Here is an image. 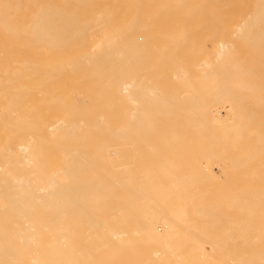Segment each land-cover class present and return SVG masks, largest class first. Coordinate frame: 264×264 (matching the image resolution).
Here are the masks:
<instances>
[{
	"label": "bare ground",
	"instance_id": "1",
	"mask_svg": "<svg viewBox=\"0 0 264 264\" xmlns=\"http://www.w3.org/2000/svg\"><path fill=\"white\" fill-rule=\"evenodd\" d=\"M13 1H15L16 3L19 2V0H0V27L13 28L15 25L17 26L20 25L22 27L21 28L22 30H16V29L11 31H9L10 29L0 30V125L1 127L4 125L5 128L4 131H6L5 132L6 134L4 135L3 127L2 129L0 128L2 130L0 131V133L2 132L1 135L3 134L2 137H0L2 141L0 145V158H2V160L0 159V167L2 166L1 169L3 168L5 169L3 170V172L0 169L1 174L3 173L2 176L0 175V264H23L24 259L25 261H29V264L31 263L32 264H92L90 263V261L93 258L95 259L92 260L94 261V264H119L120 262H118L117 259L120 256L121 258H123L124 253L127 258L132 256V254L127 253L129 251H133L135 253V256L137 257V255H140L137 254V252L139 251L140 248L139 244L141 241L138 244L139 246L138 248L137 244L136 243L134 244V239L132 238L124 239L122 240V242L120 240L119 243L118 241H116V239L121 234L122 235L126 234L128 231L127 229L128 227H131L130 232L129 231L128 232L129 235L132 236L135 235L139 236L146 232L154 233L155 229L152 228L153 222L155 217L158 216L157 212L155 211L156 210L159 211L163 208V207L161 208V205L157 202V200H163L165 195L152 193L150 192V188H146L144 190L138 191L134 198L127 201L126 205L129 206L128 209L129 210L132 209V214H133L132 218L134 219L133 225L124 224L122 222L120 224L111 226L116 216L112 215L110 217H107V214L110 212L109 210H104L101 205H95L94 207H87V205H85L86 201H89L91 199L90 197L93 193L94 195L102 194V193H104L103 195H106L108 193H112L115 188H118L119 185H117L116 183H112L110 181L104 183L101 182L96 183L94 181V177H88L87 175H85V173L87 172V168L89 167V162L92 161L94 158L109 160L112 159L113 157L115 158V156H113V154L110 151L105 150V148L108 146L107 143L105 142H101L100 144H98V147H95V149L93 150L90 149L89 151L86 150L88 151L87 154L81 153V147H85V146H80V144L77 145V143L81 142L80 141V138H82L81 135L83 136V134L79 132L80 127L77 126L78 122L67 121L65 118H61L58 121H53V123L50 124V127H52V129L56 128L58 133L54 135L53 139L47 138L45 139L44 142H42L44 139L43 138L40 139L41 127L39 124V113H40V108H42L43 106V102L39 99V95H40L39 91L40 89L43 90L44 88V94H45L44 102L46 106L45 108L48 112L49 106L50 107L51 105L55 106V104L59 103V101L61 100L60 98L62 96V94L60 93H62L63 90L60 85L57 87L50 86V83L52 84L54 82L55 75L57 73V70L55 68L46 69L43 73L44 75L43 83L40 81L39 64L42 61H47L49 59L51 60L58 59L70 64L75 63L77 66H83L86 64H96L101 61H111V60L130 61V62L140 61L143 59L170 60L172 59L171 56L168 54L170 47L172 45L183 47L185 45V40H184L185 37H183L182 34L185 33L177 32L176 34L172 35V31L171 32L168 31L172 35L170 36V38L172 37L171 39L168 38L169 41L164 42V44H162V42L158 43L157 47L154 46V48L149 49V47L147 46L148 43H146L145 41L148 40L152 41V39L155 36H160L161 32H162L161 35L168 32L161 31L160 29V31H157V33L153 35V32L155 31L154 22H153L154 24H152L154 28L147 27L149 28V31L150 29H154L153 31L149 32L147 30L148 32L145 31L146 32L145 33L143 30L140 29L141 32H144L141 33L138 30H136L135 28L137 27L140 28L145 25L144 23L139 22L140 18H138L137 20L136 15L138 14L136 13L138 12L137 9L140 6L137 7L134 5V7H136V12L135 14H131L127 20H122L121 15L123 14H121L120 16L116 15L117 16L116 21H123V23L122 25L115 28L114 27L115 21L113 20V16L116 14V12L117 14H119L118 12L119 10H121L119 9V6L121 4V1L123 2V0H118V1L113 0V2L115 1L116 3L120 2L119 4L118 3L115 4V2L114 3L112 2L111 4L112 0H108L110 5L109 4L102 5L103 0H60L59 5H58V0H42V4L39 10L40 13L32 17L33 18L32 22H27L24 24H16L9 22L8 20L10 18L13 19L14 15L11 17L12 14L10 16L8 15V13H6V15L4 14L5 11L4 9L6 8L3 5V3L5 4L8 3L11 5ZM21 1L22 0H20L19 4H21ZM105 1L108 2L107 0H104L103 2L104 4ZM161 1L165 2L166 0H161ZM254 1L256 2L255 6L251 8V10L249 9L250 14L248 18L241 19L240 22L234 26L235 28L233 27L234 28L233 33L239 44L243 45V47H246V44L250 43L249 45L250 59L248 58L250 62H248V59L246 57L248 51L244 50V48L243 50L236 49L233 46L234 43H236L234 42V40H221L217 42L220 46L215 47V53L212 56L211 55L209 56V54H205V55L203 54L204 57H202V60L199 64H196L197 57L194 56L196 57V61H195L196 63L194 62L195 65L194 64L193 65L196 68L195 70H191V71L195 72L196 74L194 83H196V89L200 96L199 95L190 96L189 99L191 98L194 99L196 103L193 105H189V110L185 112V114L187 117L186 119L188 124L189 123L192 124L194 127L198 128V130L202 134L207 135L209 139L207 140L208 143L213 142L212 145H214L217 142V144H215L214 147H216V145L219 147L222 142H218V141L222 139H216L217 141H215V139L213 140L211 136L212 133L214 132L211 130L213 128H216V126L219 128L221 123H219L220 125L219 124L214 125V123L212 122L213 123L212 125H214V127L212 126L213 127L212 128L210 126L212 120L209 116H211L210 114H212V118L217 121L220 117L221 107L219 108L217 107V109L216 108L210 109L209 107L210 110H208L207 106H209L210 100L216 102L219 101L223 102V99H230V100L233 99V103H234L233 106L237 111L238 117L240 116L241 113L242 114L246 113L245 116H247V120L244 123H238L239 128L243 129L241 135V137H243L242 141L246 142L244 144L249 143L248 148L246 149V151H244V156H246V158L254 159L255 163H257L255 159H257V157L259 158L264 156V95H262L260 92V90L264 89V81H263L264 79H262V76L264 75V56H263L264 46H257L263 44L262 37L264 36V0H254ZM51 3H53V5H51ZM180 4H182V2L176 3L173 10L177 11L186 7L185 4L179 6ZM6 7L8 8V6ZM125 7H127L126 9L129 12L128 5ZM194 8L198 9L196 7ZM81 9H84V12H86L87 14L85 15L70 14L72 12L83 11ZM114 9L116 10L119 9V10L114 12ZM142 9L139 11L140 13H142L141 12ZM169 9L170 6L168 4L167 5L160 4V6H158V10H161L163 12H166ZM147 10H149V8ZM87 11H89L90 13ZM128 12L126 13L128 14ZM147 13H149V11ZM144 17H146V15ZM161 24L163 25V23ZM148 25L150 26L149 23ZM156 28L159 29V26H157ZM185 28L186 27L184 26V29ZM189 30L187 29L188 32ZM137 31L139 32V34ZM135 39L142 42L143 45L142 48L136 47ZM161 49L164 51L162 52V54L160 55L154 54L153 52L154 50L159 51ZM200 49L201 48L198 49L199 53L201 51H204L203 48L202 50ZM149 51H152V54L151 53L149 54ZM197 53L196 55H198ZM182 55L183 54L178 56H182ZM199 70H200V75L198 74ZM186 75H187V71H180L179 74L178 73L176 74L178 78H183ZM134 84H135L134 87H136L137 89L133 92V94L131 93L127 98H129L130 103H132L133 105L137 103L139 104V106L133 109V111H129L125 115L122 124L123 125L128 124V121L131 119L129 123H133V125L136 127L131 129L132 127H130L129 125L121 126L119 128L114 129V131L111 133L110 136L118 137L119 139L122 140H128V141L140 142V143H145L146 140L153 138L158 134H159L158 136L162 140L170 139L171 141L175 139L174 136L176 135L175 132L170 133L171 136H167L166 133L164 136H162L164 133H162L161 135V131L162 132L163 130L165 131V128L159 127L162 125H172L174 123L169 121H163V122L158 121L152 117V116L159 117V115H163V114L173 115V112L162 111L160 109L161 102H163L164 99L161 96L162 94L159 92V90L157 91L156 89L151 87L141 90L140 89L141 84H137L136 81L134 82ZM84 95L87 97L86 100L89 99L90 101V99L93 96V93L88 91L85 92ZM99 95L100 94H98V96ZM26 96L28 98L27 104H25ZM178 98L179 97L177 95H173L170 98V104L175 103V101L178 100ZM142 100H145L146 102L150 100L151 101L150 108L149 107L140 108V106L142 105ZM65 105L67 104L65 103L64 106ZM247 109H250L251 112H249ZM24 111H27L26 115ZM258 112L260 113V115H258L260 117L256 116ZM68 115H70V113H68L67 116ZM256 120L257 121L259 120L258 122L262 123L261 127L257 125L258 123ZM255 121L257 127H253L255 126L254 125ZM250 123L251 124L253 123L252 128L249 127ZM222 127L223 126L221 125L220 128L222 129ZM6 129H8L9 131ZM225 132L222 131V133L225 134L229 133V132L227 133V130H225ZM154 133H157V135ZM219 133L220 130L217 131V134ZM225 134L222 135H224L225 137L226 136ZM214 135H215L214 138H216V134ZM225 139H229V137L228 138L225 137ZM174 141L175 140H173V142ZM240 143L236 142L234 143V146H236L235 144H240ZM212 145L210 146L213 147ZM221 146H223V144ZM238 146L239 145H237V147ZM240 147L245 148L247 146L244 145L241 146L240 144ZM45 148L49 149L47 150V153L42 152V150ZM234 149L235 147L233 148V150L230 149V152L232 153L231 155L229 153L227 154L226 150H225L226 154L225 152L223 154H225L227 157L228 156L230 157L232 155L235 156V154L238 155L239 149L238 151L237 149H235L238 153L234 151ZM59 151L62 156V160H63L62 163L75 162L76 164L73 166L61 167L60 170L55 172L54 171L48 172L47 168L48 166H50L49 163L52 161L45 159V157L47 155L51 156L53 155V153L55 155V152H59ZM229 157L227 158V160H229L230 162L231 159ZM3 160L5 162H3ZM240 161L241 162L239 163H241L242 165L243 163H245L243 161L246 160L243 159V161L242 160ZM2 162L3 164L5 163L6 168L4 167L5 165L3 166ZM248 162L249 161H247V163L243 165L246 166ZM231 163L232 162H230V164ZM233 165L231 166L233 167ZM50 167L54 168L55 166H50ZM199 167L202 168L201 165H199L198 170H200ZM195 168L196 171L194 170L193 173H191L187 177L183 179H179L177 184L181 188L186 187V189H188L190 187V186L188 187V185H191V188L193 189V186L195 184L194 180L198 181V178L200 179L202 175H206L207 170L205 172H203L202 170L198 172L197 167ZM237 168L239 169V167ZM262 168H264V166H262ZM210 171H212V169H210ZM200 172L204 174H200ZM212 173L213 171L211 172V174ZM207 176L209 178V175ZM231 177H234V175ZM246 178L248 179V177ZM236 180L237 178L235 179V181ZM171 185H173V182ZM254 186L255 183H250L248 186H246L247 188H249V190L244 191L245 189L244 187L243 190L233 192L234 195H232L231 197H225L227 200L223 201V203L225 204L227 203V205L228 203H234L235 207L236 204H240L237 208H239L240 206L241 207L247 206V208H252V207L255 208V206L264 207V189L262 191L256 190L257 186L255 187ZM186 189H184L186 192L189 191V189L188 190ZM203 189L204 188L200 187V190ZM222 192L223 191H221V193ZM197 193L200 194V192L198 191ZM130 195L131 194H129V196ZM212 197L215 196L213 195ZM145 198H149L148 201L149 205L144 206V208L146 209L145 210L143 208L144 212H142L139 215H135L134 213L136 207L137 208L140 207V205L143 203V200ZM208 198L210 199V197ZM215 203L214 204L212 203V205H215ZM208 204L210 205V203ZM201 208L202 206L199 207L198 210H200ZM232 208L234 211V206ZM241 209L242 208H240V210ZM198 210L196 214L200 212ZM206 210L207 208L204 209L205 212H203V214L204 213L208 214L207 213L208 210L207 212ZM231 214L233 216L234 212ZM256 216L258 217V215ZM121 217L123 220H126V218H128V216L127 215L124 216V214ZM205 217L208 218V216ZM216 217H217L216 219H218V215ZM233 218H231L230 220L229 217L228 219L230 221H234L235 219L233 220ZM252 218L254 217L252 216ZM39 219H45L44 221H46L45 223L47 224V226H52L57 221H66L68 219L69 220L83 219L87 222V224L91 227V229L93 228L95 231H97V235H100L101 238L99 241L93 243V245H90L87 248L84 245L82 249H79L77 251L76 255H78V257H76L72 254L69 255L62 253L63 247L69 249V245L67 244L70 243V240L67 238V234H69V231L65 229H59L57 232L52 233L53 236L59 235L61 237L59 240L55 239L51 242H48L47 244H44L40 239L36 238V236H40L42 234H37L34 237L25 236L24 233L26 232V230L22 228L9 227L14 225L22 226L24 222H27L29 226H35L39 222ZM210 221L212 220L210 219ZM206 222H209V220ZM224 222L226 221H223V223ZM196 223L194 222L192 224H196ZM248 224H250V222H248ZM188 226L191 225L189 224L187 225V227ZM121 227H125L127 231L126 230L120 231ZM223 227H225V225ZM245 228H247V226ZM245 230L243 229L244 232L247 231ZM261 231L262 230H260V232ZM185 232H187V230ZM93 234H95V232ZM251 234H253V232ZM233 235L232 236L230 235L231 237L229 236V239H231ZM158 236L157 237L151 236V237H154L157 240L155 241L158 242V238H159ZM193 237H195V235ZM236 237L238 236L236 235ZM214 238H216V236ZM167 239H166L167 251L168 249L174 250L175 248L172 249L169 243L170 241ZM239 239L240 238H238V240ZM212 240L215 241L213 237ZM5 241H8L9 243ZM12 241H17V242L20 241L21 245L18 246L12 244ZM239 241L242 240L240 239ZM1 242H4L6 244H1ZM215 242L219 243L215 245L218 246L221 245L220 248L225 250L227 244L225 246H223V244H220L222 242V239L221 242H218V240H216ZM262 242L264 241H261V244ZM144 243H142L143 247H144ZM153 243L154 242H152V244ZM226 243L228 242L226 241ZM262 246L264 245L262 244ZM157 247L158 246H156L155 248ZM228 247L231 248V246L229 245ZM245 248L246 246H244V250ZM232 249H234V247H232ZM232 249H229V251ZM150 250L153 251L154 249L151 248ZM240 250L238 249V252ZM248 250L249 249H247V251ZM68 252H71V250H69ZM141 252H143V249L141 250ZM151 252L149 254L145 253L147 258L145 256H141V255L140 256L145 257L146 260H148V258L151 257L152 255ZM121 254L123 255V257ZM128 255L130 256L128 257ZM135 256H133L132 258L136 259ZM126 257H124V259H127ZM187 258L188 257L185 256V260ZM241 258L242 259H238L240 264H264V248H258L257 253L255 252H250L248 254L245 253V255L241 256ZM213 259L215 258L213 257ZM221 259L223 260L224 258H220L219 260ZM127 260L126 261L123 260V261L125 263L128 262L127 264H129V262H131L132 264V262L135 261V260L131 261L130 258ZM143 260L145 261V263H148L144 258ZM150 260L151 259L149 258V261ZM182 260L184 263L186 262L184 260V257ZM171 261L174 264V259H172ZM227 261L230 260L228 259ZM220 262L221 261H219V263ZM180 263L184 264L182 262ZM188 263L186 262V264Z\"/></svg>",
	"mask_w": 264,
	"mask_h": 264
},
{
	"label": "rangeland",
	"instance_id": "2",
	"mask_svg": "<svg viewBox=\"0 0 264 264\" xmlns=\"http://www.w3.org/2000/svg\"><path fill=\"white\" fill-rule=\"evenodd\" d=\"M22 1L21 4H19L20 0L17 3L13 1L12 2L13 5L12 3L11 5L8 3L7 4L3 3V5L6 8L4 9L5 10L4 14L6 15V13H8L9 16L12 14L11 17L13 15L15 17V18L13 17V19L10 18L8 20L9 22L16 24H24L27 22H32L33 19L32 17L40 13L39 10L42 4V0H31V1L22 0ZM59 1L60 0H58V5H59ZM126 1L127 0H123V2L121 1V4L119 6V9L121 10L118 9L119 14H117L116 12L118 11L116 10L117 8L114 9V12H116V14L114 13L115 15L113 16V20L115 21L114 22L115 28L122 25L123 23V21H116L117 20L116 15L120 16L121 14H123L121 15L122 20H127L131 14H135L136 12V7H134V5L137 7L140 6L138 7V9L140 8L142 9V7L143 9L141 11L142 13L139 12L141 9L140 10L137 9L138 11L136 13L138 14L136 15L137 20L138 18H140L141 20L139 19V22L144 23L145 25L140 28L138 27L135 28L136 30H138L139 32H141V30H143L144 32L145 31L148 32L149 28L147 27L150 28L155 27V31L153 32V35H155L157 31H160V29L161 31H165V32L172 31V35H173L176 34L177 32H184L186 34L188 32L187 29L188 30L190 29L186 35L182 34V36L185 37L184 39L185 45L183 47L172 45L168 51V54L172 58L170 60L143 59L140 61H133V62L111 60V61H101L96 64H86L83 66H77L75 63L70 64L58 59H54V60L49 59L47 61H42L39 64L40 81L43 83L44 81L43 73L46 69L55 68L57 70V73L55 75L54 82L52 84L50 83V86L57 87L60 85L63 91L62 93H60L62 94V96L60 98L61 100L59 101V103L55 104V106L54 105H51V107L49 106L48 112L45 108L46 106L44 102L45 101L44 88L43 90L40 89L39 91L40 92L39 99L43 102V106L42 108H40V113H39V124L41 127L40 139L42 138L44 139L42 142H44L45 139L47 138L53 139L54 135H56L58 131L56 130V128L52 129V127H50V124H52L53 121H58L61 118H65L67 121L78 122L77 126L80 127L79 132L82 133L83 136L81 135L82 137L80 138L81 142L77 143V145L80 144V146H85V147H81V153L87 154L89 149L90 150L95 149V147H98V144H100L101 142L107 143L108 146L105 148V150L110 151L113 154V156H115V158L113 157L112 159L109 160L94 158L92 161L89 162V167L87 168V172L85 173V175H87L88 177H94V181L96 183H100V182L104 183L110 181L112 183H116L119 186L118 188H115L112 193H108L106 195H103L104 193L94 195L93 193L90 197L91 199L89 201H86L85 205H87V207H94L95 205H101L104 210H109L110 212L107 214V217H110L112 215L116 216L111 226L120 224L122 222L128 225L134 224V219L132 218L133 216L132 209L131 210L128 209L129 206L126 205V202L134 198L138 191L144 190L146 188H150V192L152 193L165 195L163 200H157V202L161 205V208L162 207L163 208L159 211L157 210L155 211L157 212L158 216L155 217L153 222L152 228L155 229L154 233L146 232L139 236L138 235L132 236L129 235L131 227L127 228L129 232L127 231V229H125V227L120 228V231L126 230L128 234L127 233L123 235L121 234L116 239L118 243L120 242V240L122 242V240L124 239L132 238L134 239V244L136 243L138 246L139 242L141 241L139 246L140 248L143 249V252H141L142 249H140L138 246L139 253L137 252V254H140L141 256H145V257H146L145 253L149 254L152 251L150 249L151 248L154 249L151 252L152 255L150 254L151 257L148 256L151 259L150 261L149 258L148 260H146L147 257L146 258L141 257L140 255H137L136 257L133 251H129V252L125 251L128 254H132V256L128 255V257L130 256L129 257L130 260L133 256L136 257V259L132 258L131 261L135 260L134 262H132V264H161V263L170 264L172 263L171 261L172 259H174V264H179L180 262L184 263L182 259L184 257L185 260V256L188 257L185 260L187 263L189 262L188 264H192V262L193 264H212L213 261H214L213 264H221V263L240 264L238 259H242L241 256H244L245 253L246 254L250 252L257 253L258 248H264V246H262V244L264 245V242H262L261 244V241H264V215H262L264 214V210H263L264 207L255 206V208L254 207L247 208V206L246 207L240 206L239 208H237L240 204H236L235 207L234 203H228L227 205V203L225 204L223 203V201L227 200L225 197H231L232 195H234L233 192L243 190L244 187H245L244 191L249 190V188H247L246 186H248L250 183H255V186H257L256 190L262 191L264 189V168H262V166H264V156L259 158L257 157V159H255L257 163H255L254 159L246 158V156H244V151H246V149L248 148L249 143L247 142L248 144H244L246 142L242 141L243 137H241V135L243 129L239 128L238 123H244L247 120V116H245L246 113L244 114L241 113L240 116L238 117L237 111L233 106L234 105L233 99L231 100L223 99V102L221 101L216 102L209 99L210 104L209 106H207L208 110L212 108L217 109V107L218 108L221 107L220 117L217 121L212 118V114H210L211 116H209L212 120L210 123L211 127L212 126L214 127V125H218L219 123H221V125L223 126L221 129L220 128L221 125L219 124L220 125L219 128L216 126L217 130L216 128L213 127H212L213 129L211 128L212 129L211 131L214 132V133L211 132L212 133L211 137L213 138V140L214 139L215 141H217L216 139L223 140V141L222 140L218 141V142H222L219 147L217 145L216 147H214L215 144H217V142L214 145H212L213 142L208 143L207 142V140H209L208 136L202 134L198 130V128L194 127L190 123L189 126V124L187 123V119H186L187 117L185 112L189 110V105H193L196 103L194 99L192 98L189 99L190 96L199 95L196 89V83H194L196 74L195 72L191 71V70H195L196 68L194 66L196 63L195 62L196 57H197L196 64H199L202 60V57H204L205 54H209V56L210 55L212 56L215 53V47L220 46L217 42L221 40H234V42L236 43H234L233 46L236 49L243 50L244 48V50H247L248 53L247 56L246 55L245 56L247 57V59L248 58L250 59V47H249L250 43H247L246 47H243V45L238 43L233 32L235 28L234 26L237 23H239L241 19L248 18L250 14L249 12L251 8L255 6L256 2L254 0H166L165 2L161 0H141V1L129 0L127 2ZM103 2L104 0L102 1V5L109 4V1L108 2L105 1V4ZM112 2L113 0L111 1V4ZM125 2L129 7L128 8L129 12L126 9L127 7H125L127 6ZM178 2H182V4H180L179 6L185 4L186 7L177 11L173 10L175 4ZM117 3L115 2V4ZM160 4L161 5L168 4L170 6V9L166 12L158 10V6H160ZM51 5H53V3H51ZM6 6H8V8ZM147 7L149 8V10H147L148 9ZM194 7L198 9H195ZM144 9H146L147 12L149 11V13H147L146 10ZM81 10L83 11L81 12L70 11L72 12L70 14L72 15L87 14L86 12H84V9ZM126 12H128L129 15ZM145 15L147 18L144 17ZM148 23L150 24V26L148 25ZM161 23H163V25ZM152 24H154V27ZM157 26H159V29L156 28ZM184 26L188 28L187 29L185 28L186 29L185 30ZM14 27L13 28L0 27V30H6V29L7 30L10 29L9 31L15 29L22 30L21 29L22 27L20 25L18 26L15 25ZM153 30L154 29H150V31ZM170 32L168 33L163 32L164 33L163 35H161L162 34L161 32L160 36H155L152 39V41L151 40L145 41L146 43H148L147 46L149 47V49L154 48V46L157 47L158 43L162 42V44H164V42L169 41V39L172 38V37L170 38V36H172ZM262 38L261 39L263 41V44L257 46H264V36ZM135 42L137 48H142L143 45L141 41L135 39ZM199 48H201L200 50H202L203 48L204 51H201L202 54L201 52L200 53L198 52ZM153 52L156 55H160L164 51L161 49L159 51L154 50ZM150 53L152 54V51H149V54ZM196 53L198 55H196ZM181 54L183 55L178 56ZM263 56H264V51H263ZM249 59L248 62H250ZM180 71H187V75L183 78H178L176 74L177 73L179 74ZM198 74L200 75V70L198 71ZM262 79H264V75L262 76ZM135 81L137 84H141V88H140L141 90L151 87L156 89L157 91L159 90V92L162 94L161 96L164 99L163 102H161L160 109L162 111L173 112V115L163 114V115H159V117L157 116H152V117L158 121H162V122L169 121L174 123L172 125L159 126L165 128V131L164 130L163 132L161 131V135L162 133H164L162 136H164L165 133L167 136H171L170 133L175 132L176 135H174L175 136V139H173L175 140L174 142L173 140L170 141V139L162 140L158 136L159 134L157 135V133H154L157 136L146 140L145 143L132 142L128 140L119 139L118 137L110 136L111 133L114 131V129L119 128L121 126L129 125L130 127H132L131 129L136 127L133 125V123H129L131 119L128 121V124L126 125L122 124L125 115L129 111H133V109L139 106V104L137 103L133 105L132 103L129 102V98H127L131 93L133 94V92L137 89L136 87H134ZM88 91L93 93V96L90 99V101L89 99L86 100L87 97L84 95V93ZM260 92L262 95H264V89L260 90ZM98 94L100 95L98 96ZM173 95H177L179 98L178 100L175 101V103L170 104V98ZM27 100L28 98L26 96L25 104L28 103ZM65 103L67 105L64 106ZM150 105H151L150 100H148L147 102L145 100H142V105L140 106V108L141 107L150 108ZM247 110L251 112L250 109ZM24 112L26 115L27 111ZM68 113H70V115L67 116ZM258 113L256 114V116L260 115V113L259 114ZM256 121L254 124L255 126H253V123L252 124L250 123L249 127L250 128H252V126L257 127V125L261 127L262 123L261 122L259 123L258 120L257 121L258 124L256 125ZM212 122L214 123V125H212L213 124ZM2 127L4 131L5 129L4 125ZM2 127L0 125L1 129ZM1 129L0 131H2ZM219 130L220 133L217 134V131ZM225 130H227V133L229 132L228 133L229 135L225 134L226 133ZM222 131L225 133H222ZM5 132L6 131L3 132L4 135L6 134ZM1 133H0V137H2L3 135V134L1 135ZM214 134H216V138H214L215 136ZM222 134H225L226 135L225 137L226 138L229 137V139H225L224 135ZM1 142L2 141L0 138V145ZM233 142L234 143L238 142L241 144V146L244 145L247 147L241 148L240 144H235L236 146H234ZM222 144L223 146H221ZM210 145H212L213 147H211ZM237 145H239L238 146L239 148L237 147ZM232 147L233 148L235 147L237 151L239 149L238 151L239 153L234 149V151H236L238 155L235 154V156L233 155L230 157L228 156L231 159L230 162H232L230 164L229 160H227L228 157L225 154L227 152V154L229 153L231 155L232 153L230 152V149L233 150ZM47 150L49 149L45 148L42 150V152L47 153ZM202 152L204 155L202 154ZM205 152L207 155L205 154ZM224 152L225 154H223ZM0 159L2 160V158ZM45 159L52 161L49 163L50 166H55L54 168L48 166L47 168L48 172H52V171L55 172L60 170L61 167H68L76 164L75 162L62 163L63 160L60 151L55 152V155L54 153L51 156L47 155ZM237 159H240L242 161L244 159L246 160L243 161L245 163H247V161L249 162L246 166H244L245 163H243L244 165L243 164L241 165V163H239L241 161ZM3 162L5 161L3 160ZM4 165L5 163L3 164V166ZM199 165H201L202 167V168L199 167V169L202 170L203 172L207 170L206 175H202V176L200 175L202 178L199 176L200 179L198 178V181L194 180L195 184L194 186L192 185L193 189L191 188V185H188V187L190 186L189 188L187 187L189 191L186 192L184 190L186 189V187L181 188L177 184V182L179 181V179H183L188 175H190L191 173H193L194 170L196 171L195 167H197L198 170ZM231 165H233V167ZM4 167L6 168V165ZM237 167H239V169ZM1 168L2 166L0 167V169ZM210 169H212L213 171L212 174H211L212 171H210ZM3 170L5 169L4 168L1 169L2 172ZM200 170H198V172ZM2 174L0 172L1 176ZM200 174H204V173L200 172ZM232 174L234 175V177H231L233 176ZM207 175H209V178ZM246 177H248L249 180ZM236 178L237 180L235 181ZM172 182L173 185H171ZM235 182L236 183L238 182L237 185ZM196 183L199 186H197ZM200 187L204 189L200 190ZM197 191L200 192V194L197 193ZM221 191L223 192L221 193ZM129 194L131 195L129 196ZM211 194L212 196L214 195L215 197H212ZM207 196L210 197V199ZM204 197H206L208 200ZM148 201L149 198H145L143 200V203L140 205V207L138 208L136 207L134 214L139 215L142 212H144L143 208L144 206L149 205ZM215 201L216 203L217 202L220 203H217L216 205ZM208 203H210L211 206ZM212 203L213 204L215 203V205H212ZM200 205L202 206L203 209L201 208L200 210H198V208L201 207ZM233 206H234V211L232 208ZM206 208L208 210V212L207 210L206 212L208 214L209 213L211 214L209 215L206 213L203 214V212H205L204 209ZM240 208H242L241 209L242 212ZM197 210L200 211L198 212V214H196ZM232 211L234 212L233 216L231 214L233 213ZM123 214L124 216L126 215L128 216L126 220L122 219L121 216ZM217 215H218V219H216ZM256 215H258V217ZM205 216H208L209 219ZM228 216L230 217V220L231 218L234 217L233 220L235 219L236 221L237 220L238 221L237 222L235 220L230 221L228 219L229 218ZM245 216L247 217V219ZM252 216L254 218H252ZM223 217L224 218L226 217L225 220ZM210 219L212 221H210ZM44 220L45 219H39V222L35 226H29L27 222H24L22 226L14 225L9 227L22 228L26 230V232L24 233L25 236L34 237L37 234H42L40 236H36V238L40 239L44 244H47L48 242H51L55 239L59 240L61 237L59 235L53 236L52 233L57 232L59 229H65L69 231V234H67V238L70 240V243L67 244L69 245V249L63 247L62 253L69 255L72 254L76 257H78V255H76L77 251L79 249H82L84 245L87 248L88 246L93 245V243L99 241L101 238L100 235H97V231H95L93 228L91 229V227L83 219H71V220L68 219L66 221H57L52 226H47V224L45 223L46 221ZM208 220L209 222H206ZM222 220L226 222L223 223ZM190 221L192 223L194 222L196 223L197 221L198 224L197 223L192 224ZM248 222H250V224H248ZM189 224L191 226L187 227V225ZM229 224L232 226H230ZM224 225L225 227H223ZM245 225L247 226V228H245L246 227ZM243 229L244 230L246 229L247 231L245 230L246 232H244ZM186 230L187 232H185ZM260 230L262 231L260 232ZM94 232L95 234H93ZM252 232L253 234H251ZM231 233H233L234 235ZM193 234L195 235L196 238L193 237L194 236ZM229 234L231 236L233 235L231 239H229L230 236ZM236 235L238 237H236ZM151 236L154 237L158 236L159 237L158 242L159 241L160 242L159 243L156 242L157 240ZM211 236L215 241L218 240V242H221L222 239V242L220 244H223V246L227 244L225 250L220 248L221 245L220 246L215 245L219 243L213 241ZM215 236L216 238H214ZM238 238H240L242 241H239L240 239L238 240ZM166 239L170 241L169 242L170 246L172 247V249L175 248L174 250L168 249L167 251ZM225 240L229 244L226 243ZM144 241L145 243L149 241L151 242L145 244ZM5 242L9 243L8 241ZM152 242H154L155 244L154 243L152 244ZM142 243H144V247ZM1 244H6V243L1 242ZM12 244L18 246L21 245L20 241L19 242L12 241ZM231 244H233L234 246ZM228 245L231 246V248L228 247ZM156 246L158 247L155 248ZM244 246H246V248L248 247L247 249L249 250L247 251L246 248L244 250ZM232 247H234V249H232ZM240 248L242 251L240 250ZM217 249L219 252L217 251ZM229 249L232 250L229 251ZM238 249L240 250L239 252ZM69 250H71V252H68ZM221 252L223 257L221 255ZM124 257H126L125 253H124ZM124 257L123 258H121V256L118 257L117 261L120 262L119 264L128 263V262L125 263L124 261H126L129 258L126 257L127 259H124ZM213 257L215 259H213ZM140 258L142 260L144 258L148 263H145L144 260L142 263V260ZM218 258L219 259L224 258V259L219 260ZM228 259L230 261H227ZM92 260L95 259L93 258ZM92 260L90 261V263L94 264V261ZM120 260L123 262H121ZM219 261L221 262L219 263ZM186 262L184 264H186ZM23 264H29V261H25L24 259ZM129 264H131V262H129Z\"/></svg>",
	"mask_w": 264,
	"mask_h": 264
}]
</instances>
